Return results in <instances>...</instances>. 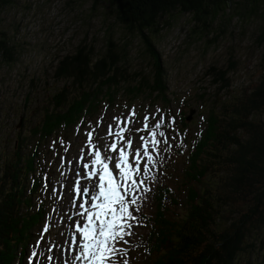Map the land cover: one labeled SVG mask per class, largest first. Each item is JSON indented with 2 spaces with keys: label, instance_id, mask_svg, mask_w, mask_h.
Listing matches in <instances>:
<instances>
[{
  "label": "trees",
  "instance_id": "trees-1",
  "mask_svg": "<svg viewBox=\"0 0 264 264\" xmlns=\"http://www.w3.org/2000/svg\"><path fill=\"white\" fill-rule=\"evenodd\" d=\"M100 1L108 3L114 21L127 34L139 39L151 60V72L126 70L128 45L119 48L111 38L98 57L93 44L80 43L73 54L57 61L55 77L69 81L72 88L64 85L52 96V108L34 131L40 140L48 139L62 125H74L79 120L75 109L79 115L100 102L112 105L120 92L128 102L139 95L165 99L167 71L153 37L178 15L191 17L197 36L210 35L216 23L228 25L234 17L261 16L256 43L264 44V0H92V10ZM11 3L0 0V11ZM224 31L215 33L209 46ZM15 50L0 33V63H14ZM263 63L264 51L257 85L248 93L226 99L222 93L228 88L231 69L209 68L207 77L215 85L213 98L218 107L209 112L202 135L188 152L189 166L182 182L185 213L171 215L169 206L177 203L170 198L171 186H156L151 195L154 209L144 220L142 240L152 246L163 240L157 249L144 250V264H249L257 250L264 254ZM120 85L125 86L120 89ZM181 119L185 121V117ZM35 156L21 155L18 150L13 157L0 156V264L23 261L31 230L44 212L42 206L27 211L40 182L38 176L32 187L26 185L27 176L31 174L33 179L37 171ZM208 175L212 177L206 181Z\"/></svg>",
  "mask_w": 264,
  "mask_h": 264
},
{
  "label": "rangeland",
  "instance_id": "rangeland-1",
  "mask_svg": "<svg viewBox=\"0 0 264 264\" xmlns=\"http://www.w3.org/2000/svg\"><path fill=\"white\" fill-rule=\"evenodd\" d=\"M10 1L11 5L0 11V33L16 48L14 63H0V156L13 157L14 150H18L21 155L35 152L33 163L38 166L35 174L47 178L46 186H41L39 194L50 201L45 219L51 225L45 234L41 225L34 229L26 246L27 258L39 246L38 255L32 257L31 264H34L36 258L40 259L43 255L42 252L50 254L61 246L59 244L50 250L56 243L59 212L64 210V204L54 199L53 188L68 189V182L75 176L72 168L76 163L75 157L83 150L87 133L93 131L95 134L94 130H97L93 136L97 143L103 144L100 136L106 133L109 125L114 129L121 124L115 117L123 118L133 109L136 117L131 128L134 131L140 130L146 117L149 128L143 132L145 135L157 122L162 121L159 131L165 132L172 145L168 148L161 143L159 155L152 153L156 159V167H150L154 179L145 181L150 191L146 199L142 192L136 193L141 197L138 200L139 211H134L138 218V226L133 228L136 235L126 237L130 241V248L122 242L117 245L129 248V264H144V250L151 252L157 249L158 243L163 240L159 239L154 243L156 246H152L144 244L141 237L136 246L137 237L145 233L143 220L153 212L151 195L156 186H171L173 194L170 198L177 202L169 206L171 215L182 216L185 213L182 182L186 166H189L188 152L202 135L209 112L218 107L213 98L215 85L212 84L211 76L207 77L209 68L231 69L228 88L222 93L223 99L250 92L260 80L264 44L259 45L256 41L263 23L261 16L248 20L234 17L228 25L216 23L210 35L197 36L193 33L195 25L191 17L178 15L170 20L169 26L164 27L158 36L153 37L167 71L168 91L165 99L155 95H139L128 102L123 92H120L111 106L100 102L98 107L95 105L90 110L85 108L84 115H78L79 110L75 109V116L80 119L77 123H82L80 126L77 123L72 128L60 126L50 138L38 143L34 131L44 121L45 112L52 108V96L64 85L72 88L69 81L55 77L57 61L73 54L80 43L93 44L96 57L104 52L109 38L119 48L128 45L124 67L126 65L125 69L130 73L142 72L148 75L152 63L139 39L127 34L114 21L106 1L98 2L95 10L91 8L92 0ZM221 29H225L222 36L209 46L208 41ZM124 86L120 85V89ZM91 103L93 101L88 104ZM182 116L189 118V121H182ZM261 117L264 118V111ZM173 118L174 124L171 123ZM100 128L101 134L98 132ZM177 133L183 136H177ZM157 139L162 141L164 138L157 136ZM62 160L64 164H61ZM211 177L208 175L206 181ZM181 178L180 183L174 186ZM26 185H31L30 175L27 176ZM132 207L135 209L136 206ZM41 235L43 240L37 245ZM257 251V254L253 253L249 258V264H264V254ZM27 258L25 264H29Z\"/></svg>",
  "mask_w": 264,
  "mask_h": 264
},
{
  "label": "snow or ice",
  "instance_id": "snow-or-ice-1",
  "mask_svg": "<svg viewBox=\"0 0 264 264\" xmlns=\"http://www.w3.org/2000/svg\"><path fill=\"white\" fill-rule=\"evenodd\" d=\"M147 119L146 117L145 129L149 128ZM171 123H175L174 118ZM161 127L162 121L157 122L150 129L148 138L141 137L143 141L142 152L141 149H132L133 142L130 138L124 139L123 133L129 131V129L120 128L116 136L118 140L124 142L119 149L117 142L105 146V150H110L113 153L118 151V157L107 156L102 158L101 150L92 142V132L87 133L88 143L95 150L91 165H99L100 171L98 182L92 189L83 186L79 180L76 181L75 192L77 196L83 198V202L78 204V208L83 209L80 215L83 217L86 214L87 223L74 222L75 232L78 236L72 235L70 240L65 241L68 245L71 264H77V262H80V264H129L127 257L131 244L126 237L136 235L133 228L138 226V218L134 215V211H139L138 200L141 199L136 193L142 192L144 194L143 198L146 199V194L150 191L145 186V181L154 179L149 167V165L152 168L156 167V159L152 153L155 152L159 155L161 151L159 145L161 143L167 145L168 148L172 147L165 132L159 131ZM111 129L112 125H109L110 134ZM157 136L164 139L162 141L158 140ZM177 136H183V134L177 133ZM63 143L64 141L61 140V144ZM128 150H131V152ZM130 154L134 156V163L130 162ZM142 157L146 158L147 161L143 163V167H141ZM81 158H83V155ZM113 160L115 162L111 163L110 168V162ZM83 167L89 178L97 175L94 167L91 171H87L90 168L88 163H84ZM117 171L118 176L115 175ZM84 174V172H77V175ZM55 194L53 188V195ZM86 205H90V207H86ZM132 206H136L135 209ZM42 231H48L47 225ZM42 239L43 235L40 237V240ZM40 240L37 241V245H39ZM121 242L129 245V248L117 247ZM37 255L38 253L34 249L29 258L30 264L32 257ZM118 256L120 257L119 260L116 259ZM51 259L50 256L49 260Z\"/></svg>",
  "mask_w": 264,
  "mask_h": 264
}]
</instances>
